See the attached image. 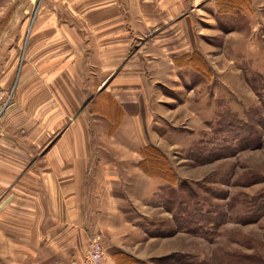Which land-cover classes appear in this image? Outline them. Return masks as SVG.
Returning <instances> with one entry per match:
<instances>
[{"label": "rangeland", "instance_id": "374dc122", "mask_svg": "<svg viewBox=\"0 0 264 264\" xmlns=\"http://www.w3.org/2000/svg\"><path fill=\"white\" fill-rule=\"evenodd\" d=\"M80 2L0 0V149L9 147L7 132L32 142L8 126L19 113L7 117L19 100L35 110L33 101L48 90L39 80L48 66L26 60L42 57L28 52L40 45L29 38L46 33L39 21L53 19L70 22V34H96L83 57L105 71L99 82L109 74V94L92 90L80 109L92 114L87 131L100 133L108 121L112 134L124 115L118 101L131 105L128 114H143L136 166L116 172L123 178L112 189L113 203L102 202L107 196L98 187L105 216L94 232L86 231L91 220L67 218L59 228L53 218L47 249L38 233L42 220L0 201V264L9 253L16 264H82L93 242L101 246L99 264H264V0H178L172 17L139 0H114V26L107 28L94 27V5ZM106 29L114 43L101 41ZM124 131L109 145L131 146ZM44 145L36 146L39 159ZM145 147L160 152L167 180L138 167ZM26 228L30 233H21Z\"/></svg>", "mask_w": 264, "mask_h": 264}, {"label": "crops", "instance_id": "0c3cea01", "mask_svg": "<svg viewBox=\"0 0 264 264\" xmlns=\"http://www.w3.org/2000/svg\"><path fill=\"white\" fill-rule=\"evenodd\" d=\"M80 1V6L85 3L94 5L96 17L93 19L97 20L95 24L93 23L94 27L114 26L113 18L116 9L114 0ZM139 1L145 6L152 4L154 13L159 12L157 13L159 16L161 13L162 15L166 13L172 17L178 11V0ZM138 13L142 14L140 19L147 21L144 20L148 17L146 9H139ZM149 20L153 21L151 15ZM51 26H58L59 29H48ZM36 27H43L44 32L53 34L31 35L30 43H40V45H32L28 52L33 53L37 49L36 53L42 57L35 59L29 57L26 61L32 67L35 63L48 66V69L43 72V78L39 79L48 90L43 93L42 100L33 101L35 110L33 108L29 113L28 108L31 102L19 100L20 102H14L12 114L7 117L13 119L18 112L21 116V119L18 118L20 121H14L8 126L11 131H19L20 135L32 142L28 146L23 140L20 142L17 137L14 138L6 131L3 141L9 147L0 149V201L23 206L21 208L27 211L26 216L29 219L42 220V229L38 230V233L42 235L43 249H47V244L50 246L51 243V233L55 232L51 229L52 225L53 227L56 225L55 222V224L51 222L53 218L59 219V228L62 220L67 218L91 220L88 222L86 231L94 232L97 227L96 220L101 218L100 215L105 216V210H102L99 205L102 200L98 198V187L102 186L107 196L102 202L115 201L111 198V194L114 193L112 189L119 185L120 179L123 178L122 176L119 178V173L116 172L122 171L124 174V166H128L129 162L132 163V167L136 166L140 147L139 138L145 134L141 129L145 131L143 124L146 120L141 111H138V114H142L140 118L128 114L126 108L131 105L118 101L117 105L122 108L124 115L112 134L106 133L108 121V123L101 122L100 133L88 132L87 127L92 114H84L80 109L92 90L99 91L102 88L107 92H102L101 95H106L109 94L110 87L109 74L99 82L98 76L105 74V71L99 72L91 68L86 61V56L83 57L84 51L90 49L87 44H91L93 38L94 41H98L97 35L88 37L82 32L70 34L69 29L72 28L70 22L57 23L53 19L39 21ZM106 31L107 34L102 36L101 41L114 43L112 29L111 31L106 29ZM128 42L124 38L123 43ZM125 51H127L126 47ZM92 82L95 83V87H91ZM35 102L38 104H34ZM22 112L29 115L27 114L24 118V115L20 114ZM125 127L129 128L127 137L132 139L129 143L132 145H118L116 148L110 146L109 144L114 143V140L124 138ZM95 139H100L101 143L93 145L96 144ZM42 145L44 150L41 153L42 158L39 159L36 157L38 155L36 146ZM120 154L126 157H121ZM122 199L119 198V200ZM30 223L33 225L32 221ZM28 232L30 233L29 229L21 231L23 234H29ZM36 232L37 230H34L32 233ZM8 255L10 256L6 264H16L17 255L15 253Z\"/></svg>", "mask_w": 264, "mask_h": 264}, {"label": "trees", "instance_id": "16d2710c", "mask_svg": "<svg viewBox=\"0 0 264 264\" xmlns=\"http://www.w3.org/2000/svg\"><path fill=\"white\" fill-rule=\"evenodd\" d=\"M148 152H150L153 156L148 155ZM139 154L142 157V161H140L138 167L143 172L147 173L150 176L158 177L161 178L162 180H167V178L164 175L165 168H163L162 163L157 162V158L160 159L159 151H157L153 147H145L139 150ZM149 164L151 166V169L147 168Z\"/></svg>", "mask_w": 264, "mask_h": 264}, {"label": "built area", "instance_id": "2783aa9c", "mask_svg": "<svg viewBox=\"0 0 264 264\" xmlns=\"http://www.w3.org/2000/svg\"><path fill=\"white\" fill-rule=\"evenodd\" d=\"M101 254V246L96 242L90 243L82 264H99Z\"/></svg>", "mask_w": 264, "mask_h": 264}]
</instances>
